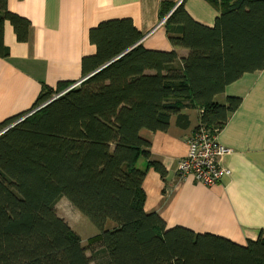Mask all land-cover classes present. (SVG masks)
I'll use <instances>...</instances> for the list:
<instances>
[{
  "label": "trees",
  "instance_id": "trees-1",
  "mask_svg": "<svg viewBox=\"0 0 264 264\" xmlns=\"http://www.w3.org/2000/svg\"><path fill=\"white\" fill-rule=\"evenodd\" d=\"M208 1L220 11L211 27L183 3L165 21L187 56L144 47L129 18L102 21L89 30L96 52L82 58L83 75L125 54L69 90V81L44 88L29 110L0 122L1 131L60 94L0 134V264H264V228L240 245L144 211L138 159L149 142L140 131H167L172 117L187 129L190 109L196 127L220 130L241 97H215L264 69V0ZM6 22L19 42L29 35L30 21L0 0V58L9 55ZM61 197L98 229L90 248L57 213Z\"/></svg>",
  "mask_w": 264,
  "mask_h": 264
},
{
  "label": "crops",
  "instance_id": "crops-1",
  "mask_svg": "<svg viewBox=\"0 0 264 264\" xmlns=\"http://www.w3.org/2000/svg\"><path fill=\"white\" fill-rule=\"evenodd\" d=\"M183 3L198 23L211 27L220 11L208 0H7L10 11L30 21L26 42H19L9 22L4 25V44L9 55L0 58V122L29 110L44 88L59 82L76 83L84 75L82 58L95 54L90 28L111 19L129 18L142 34L140 42L153 50L175 51L185 57L188 49L169 39L162 18ZM241 97L218 132L220 144L229 148L222 166L231 170L214 186L177 171L187 150V140L198 123L182 129L171 118L167 131L142 129L149 142V156H141L144 211L156 213L167 227L183 226L195 232L223 236L246 245L264 228V69L245 73L215 97ZM151 161L160 163L165 175ZM113 226V224H109Z\"/></svg>",
  "mask_w": 264,
  "mask_h": 264
},
{
  "label": "built area",
  "instance_id": "built-area-1",
  "mask_svg": "<svg viewBox=\"0 0 264 264\" xmlns=\"http://www.w3.org/2000/svg\"><path fill=\"white\" fill-rule=\"evenodd\" d=\"M167 17L162 18L160 24L165 23ZM33 112L30 111V114ZM218 132L203 125L193 130L187 140L186 153L178 162L177 171L180 175L191 174L196 181L206 186H214L230 175L231 170L222 166L221 160L231 150L219 143Z\"/></svg>",
  "mask_w": 264,
  "mask_h": 264
},
{
  "label": "rangeland",
  "instance_id": "rangeland-1",
  "mask_svg": "<svg viewBox=\"0 0 264 264\" xmlns=\"http://www.w3.org/2000/svg\"><path fill=\"white\" fill-rule=\"evenodd\" d=\"M190 114L191 120L196 122L197 110L190 109L187 110ZM57 213L63 217L71 228L79 235L81 238V243L84 247L90 248L87 240L91 236L98 233L96 226L84 215H82L73 205L65 198L61 197L56 205ZM87 254H90L88 250Z\"/></svg>",
  "mask_w": 264,
  "mask_h": 264
},
{
  "label": "water",
  "instance_id": "water-1",
  "mask_svg": "<svg viewBox=\"0 0 264 264\" xmlns=\"http://www.w3.org/2000/svg\"><path fill=\"white\" fill-rule=\"evenodd\" d=\"M169 16V14L167 15ZM128 50L122 52L121 54H119L118 56L114 57L113 59H111L110 61H108L107 63H105L104 65L100 66L99 68H97L96 70L92 71L91 73H89L88 75L84 76L80 81L72 84L71 86H69L66 90L71 89L72 87L76 86V84H79L81 82H83L84 80H86L87 78H89L90 76H92L93 74H95L96 72H98L100 69H102L103 67H105L106 65L110 64L111 62L115 61L116 59H118L119 57H121L123 54H125ZM60 94H56L54 96H52L49 100H47L46 102H44L43 104H41L40 106L36 107L34 109H40L41 107L47 105L49 102H51L52 100H54L55 98H57ZM33 111V110H32ZM30 114L27 113L26 115L22 116L21 118H19L18 120H16L14 123L10 124L9 126L5 127L3 130L0 131V134L3 133L4 131H6L7 129H9L10 127H12L13 125H15L16 123H18L19 121H21L24 117L28 116Z\"/></svg>",
  "mask_w": 264,
  "mask_h": 264
}]
</instances>
